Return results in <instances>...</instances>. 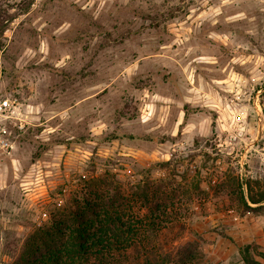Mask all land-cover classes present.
I'll use <instances>...</instances> for the list:
<instances>
[{"label":"rangeland","instance_id":"374dc122","mask_svg":"<svg viewBox=\"0 0 264 264\" xmlns=\"http://www.w3.org/2000/svg\"><path fill=\"white\" fill-rule=\"evenodd\" d=\"M2 97L0 264L96 177L139 216L138 191L163 206L121 264L187 241L192 264L264 251V212L221 184L264 182V0H0Z\"/></svg>","mask_w":264,"mask_h":264},{"label":"trees","instance_id":"16d2710c","mask_svg":"<svg viewBox=\"0 0 264 264\" xmlns=\"http://www.w3.org/2000/svg\"><path fill=\"white\" fill-rule=\"evenodd\" d=\"M101 181L98 177L89 180L81 198L53 214L48 224L35 228L10 264H121L131 249L139 253L142 231L155 228L151 216L163 206L152 203L147 190L138 191L135 195L148 208V214L139 216L128 195ZM221 181L229 200L242 213L264 212L263 181L233 175ZM238 252L243 264H264V251L255 244L245 243ZM174 255L169 264H192L202 254L197 241H187ZM143 260L141 264H166L157 257Z\"/></svg>","mask_w":264,"mask_h":264},{"label":"built area","instance_id":"2783aa9c","mask_svg":"<svg viewBox=\"0 0 264 264\" xmlns=\"http://www.w3.org/2000/svg\"><path fill=\"white\" fill-rule=\"evenodd\" d=\"M15 99H10L8 97L0 98V148L4 147L7 143V131L9 122L13 119V113L15 112ZM19 126H21V122Z\"/></svg>","mask_w":264,"mask_h":264}]
</instances>
